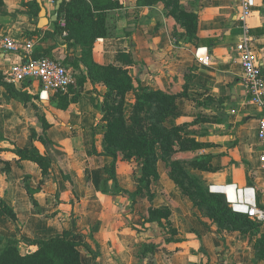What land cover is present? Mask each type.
Here are the masks:
<instances>
[{"label": "crops", "instance_id": "1", "mask_svg": "<svg viewBox=\"0 0 264 264\" xmlns=\"http://www.w3.org/2000/svg\"><path fill=\"white\" fill-rule=\"evenodd\" d=\"M32 1L0 0V30L15 39L34 38V54L60 59L76 82L65 95L41 94L38 81L16 84L31 96L27 100L8 96L0 85L3 147L35 143L52 159L50 173L43 175L37 163L20 160L10 150L0 152L9 162L7 167L0 163V198L16 214L15 223L0 215V233L49 238L74 230L97 255L82 248L83 264H264L255 249L264 228L251 234L204 217L172 177L173 164L162 152L157 178L151 175L135 196L143 175L140 160L119 153L113 163L103 153L104 76L118 69L134 83L140 79L163 93H183L178 112L165 125L184 124L183 136L200 146L177 151L174 161L197 175L209 193L224 195L233 211L244 213L247 203L264 205L258 138L262 109L243 83L236 50L243 35L240 1L158 0L140 6L137 0H120V7L106 10L110 33L77 43L67 30L55 31L57 21L40 28L24 5ZM43 2L54 17L58 0ZM248 24L251 48L264 73V0H255ZM23 60L19 53L0 51V71L4 75ZM135 103V92H126V118ZM41 131L49 149L35 139ZM198 156L209 169L189 165ZM113 166L115 178L108 172Z\"/></svg>", "mask_w": 264, "mask_h": 264}, {"label": "trees", "instance_id": "2", "mask_svg": "<svg viewBox=\"0 0 264 264\" xmlns=\"http://www.w3.org/2000/svg\"><path fill=\"white\" fill-rule=\"evenodd\" d=\"M157 1L137 0V5H152ZM24 5H28L31 9V17L38 20L41 7L37 0ZM120 6V0H64L59 9L55 31L63 33L67 30L69 40L73 39L75 43L94 41L97 37L110 33L106 22V10ZM60 18L66 22L64 27L58 22ZM42 55L51 56L49 53H40L34 54V57ZM104 80L107 92L104 100L106 113L102 118L106 122L103 153L112 156L113 163L119 153L124 158L136 157L140 160L143 175L140 178L138 190L132 196L139 194L149 185L151 175L157 178L158 151H160L164 160L173 164L171 175L174 180L204 216L209 217L221 227L241 229L251 234L261 232L264 222L257 221L245 213L233 211L224 195L209 193L197 175L185 170L182 162L173 160L177 151L194 147V145L200 146V143H195L183 136L184 127L165 125L166 118L178 112L177 99L183 93L175 95L163 93L144 86L140 79H136L137 83H134L133 78L126 76L118 69H113L112 72L108 70ZM0 85L4 86L8 96L20 97L23 100L31 98L27 93L14 87V84H9L1 71ZM132 90L136 94V103L129 118H126L123 109L125 94ZM45 137L42 135L38 140L46 144L48 139ZM3 150L14 152L20 160H31L37 163L43 175H48L52 169L51 157L34 146ZM199 157L189 162V165L192 168L209 169L210 167L203 162V158ZM108 172L110 177L115 178L114 166ZM156 212L160 211L153 212V219L156 217ZM0 215L8 218L12 223L16 221L14 209L1 198ZM21 239L33 249L23 254L20 251L19 239L0 234V264H83L82 248L92 252L94 257L97 256L90 245L74 230H65L63 234L49 238H32L24 235ZM255 249L256 258L264 259V233L256 242Z\"/></svg>", "mask_w": 264, "mask_h": 264}, {"label": "built area", "instance_id": "3", "mask_svg": "<svg viewBox=\"0 0 264 264\" xmlns=\"http://www.w3.org/2000/svg\"><path fill=\"white\" fill-rule=\"evenodd\" d=\"M55 4L56 0H50ZM241 11L238 20L243 29V35L236 45L243 68V83L253 101L262 109L259 118L258 138L260 162L264 168V73L257 55L251 48L254 38L248 20L253 13L255 0H239ZM62 26L66 25L62 20ZM65 34L67 32L65 31ZM36 41L34 38L15 39L8 32L0 30V51L7 53H19L25 60L11 65L4 71L5 78L12 84H21L26 81H38L41 94L65 95L69 94L75 84V76L72 70L60 59L42 55L34 57ZM243 212L257 221L264 222V205L256 203L245 205Z\"/></svg>", "mask_w": 264, "mask_h": 264}, {"label": "rangeland", "instance_id": "4", "mask_svg": "<svg viewBox=\"0 0 264 264\" xmlns=\"http://www.w3.org/2000/svg\"><path fill=\"white\" fill-rule=\"evenodd\" d=\"M5 80H6V78H5ZM7 81V80H6ZM8 82V81H7ZM9 84H10V82H8ZM14 87H15V84H14ZM185 125L184 124H180V125H178V127H180V128H182V127H184ZM41 133H42V131L41 132H39V134H37L36 136H35V139L36 138H39L40 136L42 137V135H41ZM46 138V137H45ZM36 140H38V139H36ZM4 141V138L2 137V136H0V144H1V142H3ZM48 141H46V145L48 144V146H47V149H49V147H51L52 145L50 144V143H47ZM4 143V142H3ZM12 143H14V142H12ZM11 143V144H12ZM7 145H11V144H9V143H6ZM2 145V144H1ZM35 145V143H33L32 144V147ZM15 147H23V146H17V145H15L14 146V148ZM26 147V146H25ZM27 147H29V146H27ZM3 149H5L4 147H3V145L2 146H0V152H3L4 150ZM5 158H0V163H4V165H6V167L7 166H9V162L8 161H6V160H4ZM204 217H206V216H204ZM206 218H209V217H206ZM0 225H1V223H0ZM13 225V224H12ZM2 227H3V225H1ZM0 234H2V233H0ZM20 234V233H19ZM3 235V234H2ZM4 236H7V235H4ZM18 236H20V235H18ZM10 237V236H9ZM12 237V236H11ZM21 237L22 236H20V237H13V238H16V239H19V241H20V244H19V247H20V251H21V253H23V254H25V253H27V252H29L30 250H32L33 249V247H30V246H28V245H26V243L21 239Z\"/></svg>", "mask_w": 264, "mask_h": 264}, {"label": "water", "instance_id": "5", "mask_svg": "<svg viewBox=\"0 0 264 264\" xmlns=\"http://www.w3.org/2000/svg\"><path fill=\"white\" fill-rule=\"evenodd\" d=\"M38 2H39L40 7H41V10L39 12V23H38V26L40 28H43L44 26L48 25L50 20L56 21L58 19L59 9L61 7V4H62L63 0H58L57 5H56V13H55L54 17H49L48 16L47 7L44 5L43 0H38Z\"/></svg>", "mask_w": 264, "mask_h": 264}, {"label": "bare ground", "instance_id": "6", "mask_svg": "<svg viewBox=\"0 0 264 264\" xmlns=\"http://www.w3.org/2000/svg\"><path fill=\"white\" fill-rule=\"evenodd\" d=\"M214 188H216V187H214ZM227 188V187H226ZM217 189V188H216ZM224 189V188H223ZM228 189V188H227ZM229 192V191H228ZM233 193V192H232ZM232 193L231 192H229V194H231L232 195ZM233 196V195H232ZM232 196H231V198H232ZM230 197V196H229ZM234 197V196H233Z\"/></svg>", "mask_w": 264, "mask_h": 264}]
</instances>
